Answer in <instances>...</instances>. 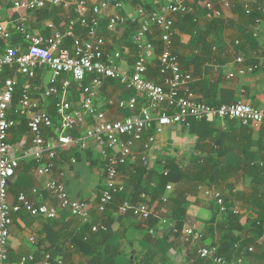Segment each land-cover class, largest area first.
I'll return each instance as SVG.
<instances>
[{"label":"crops","instance_id":"0c3cea01","mask_svg":"<svg viewBox=\"0 0 264 264\" xmlns=\"http://www.w3.org/2000/svg\"><path fill=\"white\" fill-rule=\"evenodd\" d=\"M70 1L74 2L76 0ZM120 1L122 3L121 9L114 11V8H111L105 13V18L102 20L103 27L108 22V16L115 12L128 19H135L138 18L137 12L140 7L151 13L159 7L172 4L177 0ZM93 2L95 3L96 0H93ZM204 2L205 0H183L185 5L198 6L196 15L192 18L196 17V23L200 26V29L208 34V41L214 46L212 52L214 57L209 58L203 64L201 62L189 65L190 58L200 55V52L198 50L190 51L191 36L175 29L174 53L178 56L182 68L193 77L194 83L191 85V89L196 93L198 101L202 103L207 100L215 102H230L231 100V104L243 102L255 108L264 109V71L250 74L244 71L241 66L233 64V61L238 57L248 59L255 54L264 57V22L258 23L259 20L264 21V17L258 13L245 14L252 19L248 21V17L242 19L239 15L238 11L243 10L240 7H234L224 11L222 18L214 19L210 18L206 10L202 8ZM44 11L47 13L44 14L43 11L37 13L17 12L11 5L0 0V25L14 30L19 19L25 15L27 18L26 25L31 33L49 37L52 34V31L48 28L49 24H54L56 28L64 30L69 21L73 19L72 13L75 15L74 6L66 9L51 5ZM181 17L185 16L179 18ZM130 23L132 22L121 27L117 33L112 35H109L104 28L101 31L102 36L107 41V52L121 54L120 67L123 72L128 74H131L137 53L136 47H131V39L127 34V27ZM245 25L251 33L255 34L257 32L260 36L256 38L257 41L249 38L244 43L243 49H240L241 39H243L242 31ZM81 35H83L82 30H78L77 36ZM134 35L132 37L133 44ZM176 38L179 39L177 43L175 42ZM236 42H240V44L236 45ZM72 43V39L69 40L67 48L72 50ZM9 45L18 46L22 52H25L28 46L23 36L15 33L11 42L1 43L0 56L4 54L6 47ZM122 50H124V55ZM179 55L186 57L185 63L183 59L181 61ZM153 64L150 68L155 70ZM248 64H251V60ZM2 72L11 73L8 78H17L21 85L27 82V79L20 75L17 70L6 68ZM230 73L235 74V78L232 80L228 79ZM49 78L50 72L48 68H45L38 72L33 84L37 89L35 97L41 104V109L51 116V101H55L53 107L56 113L57 99L45 100L43 97V90L48 87ZM148 78L150 79L149 74ZM4 82H2V86ZM157 84H162V82ZM2 86H0V89H2ZM65 98L74 105H78L81 102L82 95L76 85L73 84L69 92L65 94ZM132 98L138 100L136 112V115H138L141 108L149 104L146 97L136 91L127 90L118 82L107 80L100 90L97 106L107 114L108 120H121L136 115L130 110H120L118 106L112 107L108 102L110 100L115 102L125 100L128 102ZM19 102L20 97L16 102L14 101L10 117L14 116L12 119L17 122L15 128L23 129L22 124L26 123L28 134H22L16 140L15 134L11 132L10 140L17 147L16 156L20 158V168L9 187V201L11 204H15L21 194H25L37 205H47L58 209V218L52 221L62 222L59 226L60 232L67 236L71 234L75 236L80 227L86 225H91L92 228L97 225H104L107 229L105 232L109 230V226L113 231V237L108 244L112 246L119 245L120 247L116 264H188L194 257L197 259L196 263L207 261L208 264H214L210 260L197 258V251L200 248L213 246L219 248L220 255L229 264H264V258H261L259 248L252 247L249 252L243 253L237 245L233 246L232 244V236L249 238L247 233L249 223L259 218L260 215H264V200L261 199V195L264 193V180L260 176H246L243 171L248 169V166L241 163L242 159L250 154L256 159L251 165L254 163L261 164L264 161L263 127L260 129L245 127L239 121L229 119L203 121L214 125L218 129H223L225 133L221 137L215 134L207 139L202 151H197L199 138L190 134L192 121L195 120H190L189 126L166 129L163 133L156 135V141L147 153L144 152L143 144L137 145L134 150L136 154L135 162L124 165L126 167L122 168L120 172L119 181L125 186L126 190L120 195V199H116L115 204L110 206L105 213H100L98 209L102 193L106 190L105 160L101 150L92 142L88 145L86 151L72 147L62 150L60 160L56 166V174L65 172V183L69 197L86 203L90 221L84 224L79 218L73 217L69 212L60 208L57 198L45 188L47 179L37 175L36 168L38 164L30 157L34 136L29 128V121L24 118L21 119L17 115L16 110ZM223 105H230V103H224ZM56 119H58L57 113ZM85 130H82V134L85 133ZM151 134H153V130L146 137ZM56 138V135L51 137L52 140H56ZM217 138H220L219 144L216 143ZM144 153L149 161L147 168L157 172L152 180L154 185L160 182L166 162L169 160L191 173L199 172L196 167L201 168L203 166V169L206 168V170L208 169L213 173L223 169L236 174L225 183L220 181V185H208L206 181H202L190 185V191L180 187L181 190H187L188 207L186 217L181 219L184 226L182 230H179L176 227L177 220L172 217V211L167 206L169 201L176 197V186L173 183L168 184L172 185L173 189L169 191L166 187L164 196L160 201H151V205L155 206L159 213L158 219H142L119 212V206L122 203L132 201L130 199L131 185L127 182L131 173L127 168L140 164L142 162L141 155ZM73 158L77 160L75 164L71 162ZM194 158L195 169L192 166ZM199 158H202V164L198 163ZM166 173L168 175V172H165V175ZM33 189H38L39 194H33ZM216 194H220L224 199L227 207L225 213H222L217 205ZM254 194H256L255 199L253 198ZM140 197L139 201L134 204L141 201ZM164 199H167V201L165 202ZM72 220L79 222V226L74 224L71 226ZM49 222L50 220L45 218L32 217L27 212L14 215L8 245V256L11 264H18L23 258L30 257H34V261L28 264H43L45 257L51 255L53 244L56 247L64 246L67 248V255L58 256L64 259L65 264H88L89 258L101 256L102 245L94 244V247H92L77 238L68 241L59 240L55 231L50 232L51 241H49L47 233H45V226ZM188 227L193 228L195 231V237L189 243L184 239V230ZM92 233L96 234L93 231ZM229 234H231L230 239L228 238ZM55 260L56 258H54L53 263L52 259V264H57Z\"/></svg>","mask_w":264,"mask_h":264},{"label":"built area","instance_id":"2783aa9c","mask_svg":"<svg viewBox=\"0 0 264 264\" xmlns=\"http://www.w3.org/2000/svg\"><path fill=\"white\" fill-rule=\"evenodd\" d=\"M12 6L17 12L37 13L49 6L70 9L74 6L75 17L69 21L64 30L49 24L52 31L49 37L35 35L27 28V18L23 15L14 30L0 25V45L11 42L15 33L23 36L27 49L22 52L18 46L9 45L0 56V73L6 69L17 70L27 79L20 84L17 78H8L0 89V264H11L8 256L10 229L15 214L29 213L32 217L48 220L58 218L59 211L47 205H37L27 195L21 194L15 204L9 201V187L20 168V158L16 156L17 147L11 142V131L17 126L16 120L10 117L12 106L18 89H21L17 115L29 121V128L34 136L30 157L38 164L36 173L47 179L46 190L57 198L60 208L79 218L84 224L89 223L90 215L86 203L69 197L65 183L66 173L56 174V166L60 160V152L68 148L88 150V145L94 143L102 152L105 160L106 190L102 193L99 212L105 213L115 204L116 197L125 192V186L119 181L120 168L136 160L135 148L143 144L144 152L152 149L156 135L166 129L178 126H189L190 120L199 122L214 120H235L245 127L260 129L264 126V109L255 108L243 102L221 107H212L198 101L197 95L191 89L193 77L180 65L178 56L174 53L175 24L180 16L196 15L198 6H189L183 0L163 5L156 11L148 13L144 8L138 9V18L128 19L118 13L108 16L105 27L102 20L105 13L114 8H122L120 0H2ZM240 7L246 15L258 13L264 17V4L260 0H205L202 8L210 18L220 19L224 11ZM197 21L196 17L193 19ZM129 22L137 23L134 35L136 57L131 74L123 72L120 63V53L110 54L106 50L107 41L102 36L103 28L109 35ZM264 22L259 20L258 23ZM78 30L83 35L77 36ZM259 33L254 37L258 38ZM73 41L72 50L67 48L69 40ZM160 43V53L156 54L155 42ZM240 42H236L239 45ZM251 60V64L248 62ZM159 72L162 84L148 78L150 67ZM234 65L241 66L247 73L264 71V57L255 54L251 58L238 57ZM48 68L50 78L48 87L43 90L45 100L57 99L56 113L59 126L56 129L54 119L41 109V104L35 97L37 91L34 80L38 72ZM235 78L234 73L228 79ZM118 82L127 90H133L146 97L149 104L142 107L136 115L138 100L132 98L128 102L110 100L112 107L120 110H130L136 116L121 120H108L107 114L97 106V98L105 81ZM76 85L82 98L74 105L65 98L69 89ZM85 133L82 134V130ZM153 130V134L148 133ZM56 135V140L51 137ZM141 155L145 166L149 165L146 154ZM72 164L77 160L72 159ZM167 175V173H166ZM167 189L171 191L172 185ZM39 194L38 189L32 190ZM138 204L124 202L119 206L121 214H131L142 219L159 218L151 199L143 194ZM166 202L167 199H164ZM217 205L222 213L227 211L224 199L216 194ZM165 222V221H164ZM166 223V222H165ZM104 225L92 228L94 233L106 231ZM195 237L193 228L184 230L187 243ZM197 258L210 260L214 264H229L220 255L218 247H203L197 251ZM52 256L47 255L43 264H52ZM34 257L23 258L18 264H28ZM57 264H65L63 258H56ZM195 257L188 264H196Z\"/></svg>","mask_w":264,"mask_h":264},{"label":"trees","instance_id":"16d2710c","mask_svg":"<svg viewBox=\"0 0 264 264\" xmlns=\"http://www.w3.org/2000/svg\"><path fill=\"white\" fill-rule=\"evenodd\" d=\"M261 4H264V0H260ZM42 12V11H40ZM46 11H43L42 13L45 14ZM239 15L241 16L242 19L248 17L245 15L243 11H238ZM47 13V12H46ZM50 14V13H48ZM47 14V15H48ZM75 15L72 13V18H74ZM247 19V18H246ZM248 17V21H250ZM106 24V21H105ZM248 24V22H246ZM128 28V35L131 39L130 45L131 47H136L135 44H133V34L137 31L138 25L137 23H130ZM246 25L244 27V30L242 31V38L241 41V48L243 49L244 43L248 41V39H254L257 41V39L254 37V34L251 33L250 29H246ZM175 29L179 30L185 34H188L191 36V41L189 44V49L190 51H199L200 55H195L190 58V64H199L202 62V64L206 61L209 60V58L214 57L213 55V44L208 41V34L202 31L200 29V26L194 22L193 18L191 16H185L179 18V21L175 24ZM178 38L175 39V42H178ZM155 47H156V54L160 53V43L157 41L155 42ZM132 49V48H131ZM133 50V49H132ZM122 53L124 55V50H122ZM181 57V61L183 59V62L185 63V58L182 55H179ZM202 58H204L202 60ZM188 65V64H187ZM11 73H6L2 72L0 73V86H2V82L6 80L10 76ZM150 79L154 80L157 83H161V77L159 75V72L155 69L150 71L149 73ZM21 93V89L18 90L16 96H15V102L19 99ZM52 102V108H50V114L51 117L54 119V124L55 126H58L59 121L56 119V113L55 109L53 107V103L55 102L54 100ZM215 102V101H210L207 100L204 103L208 104L209 106L212 107H221L224 103H232L230 102ZM14 118V116H12ZM23 129H18L15 128L11 132L15 134L16 140L22 136V134H28L27 128H26V123L22 124ZM264 130V126L262 128ZM264 132V131H263ZM223 129H218L214 125H211L209 123L205 122H198V121H192L191 124V130L190 134L196 135L199 139L197 143V151H202L203 146H205V141L209 138H211L213 135L217 134L219 135L218 137H221L224 135ZM219 139L217 138L216 143L219 144ZM262 159V158H261ZM202 158H199L197 161L199 164L201 163ZM256 159L254 158L253 155H249L246 158L242 159L241 163L243 165L248 166V169H245L243 173L246 176H251V177H258L260 176L262 180H264V161L260 164H252ZM263 160V159H262ZM193 164L195 169V158L193 159ZM126 166H122L120 168V172L122 168ZM198 169L199 172L197 173H191L187 171L186 169L180 168L175 162L172 160H169L166 162V165L164 167V172L161 175V180L157 185H154L152 183V180L154 176L157 174L156 171L152 169H148L147 166H145L142 162L140 164H137L135 166L128 167L127 170H129L130 174V179L127 181L128 184L131 185V197L130 199L132 200V203H137L139 201V197L142 194H147L152 202L160 201L162 197L164 196L165 189L169 183H173L176 186V197L172 200L169 201V204L167 205L170 210L172 211V217L177 220L176 227L179 230H182V227L184 226V222H181V219L186 217L187 215V190H181L180 187L189 189L190 191V185H192L195 182H202L206 181L208 185H220V181L224 182L227 181L230 177L234 176L236 173L235 172H228L224 171L223 169H220L217 172H212L206 170V168L203 169V166L201 168L196 167V170ZM165 172H168V175H165ZM209 181V182H208ZM133 187V188H132ZM130 188V187H129ZM262 200H264V193L261 195ZM256 194L253 195V198L255 199ZM120 199V195L117 196L116 199ZM125 200V199H124ZM117 201V200H116ZM53 222V223H52ZM62 223V222H61ZM59 222H54L50 220L49 223L46 224L45 226V233H47V238L49 241L50 240V232L55 231L58 234V239L59 240H64L68 241L69 239L77 238L82 242H86L87 244L91 245L94 247V244H99L103 246V251L101 253V256H95L89 258L88 264H116V259L119 254V245L112 246L109 245V241L113 237V231L110 229L108 226L109 230L107 232L99 231L96 234L92 233V226L91 225H86L83 227H80V230L78 233L73 236L71 234L70 236L64 235V233L60 232V224ZM176 223V222H175ZM78 225L79 222L77 221H71V226L72 225ZM237 228V227H236ZM247 233L249 234V238H242L241 236H236L233 237V246L237 245L238 249L241 250L243 253L244 252H249L250 248L252 247H257L259 248V251L261 253V258H264V215H260L259 218H257L254 221H251L247 227ZM229 239L231 237V234L228 235ZM52 252L50 253L53 258V263H54V258H57L58 256L62 255H67V248L64 246L62 247H56L53 244V248L51 249ZM209 262V261H208ZM196 264H208L207 261H199V263Z\"/></svg>","mask_w":264,"mask_h":264},{"label":"rangeland","instance_id":"374dc122","mask_svg":"<svg viewBox=\"0 0 264 264\" xmlns=\"http://www.w3.org/2000/svg\"><path fill=\"white\" fill-rule=\"evenodd\" d=\"M58 126H59V124H58ZM58 126H55V127L57 128ZM186 163H187V162H186Z\"/></svg>","mask_w":264,"mask_h":264}]
</instances>
